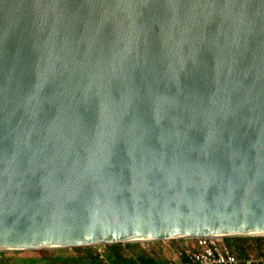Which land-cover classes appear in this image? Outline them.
<instances>
[{"label":"water","instance_id":"1","mask_svg":"<svg viewBox=\"0 0 264 264\" xmlns=\"http://www.w3.org/2000/svg\"><path fill=\"white\" fill-rule=\"evenodd\" d=\"M264 232V0H0V252Z\"/></svg>","mask_w":264,"mask_h":264},{"label":"trees","instance_id":"2","mask_svg":"<svg viewBox=\"0 0 264 264\" xmlns=\"http://www.w3.org/2000/svg\"><path fill=\"white\" fill-rule=\"evenodd\" d=\"M256 240V239H254ZM253 239L243 237L231 238L228 242L230 248L239 258L245 259L252 249H257L258 255L264 254V241L256 240L255 245L250 243ZM104 251L99 253L95 248H87L86 252L77 256L53 255L40 259L27 260V264H171L169 261L160 259L158 255L138 244H111L105 245ZM181 248H178V252ZM80 248H75L79 250Z\"/></svg>","mask_w":264,"mask_h":264},{"label":"built area","instance_id":"3","mask_svg":"<svg viewBox=\"0 0 264 264\" xmlns=\"http://www.w3.org/2000/svg\"><path fill=\"white\" fill-rule=\"evenodd\" d=\"M228 239L222 236L179 239L183 243L177 253V264H264V254L249 253L245 259L239 258L230 248Z\"/></svg>","mask_w":264,"mask_h":264},{"label":"rangeland","instance_id":"4","mask_svg":"<svg viewBox=\"0 0 264 264\" xmlns=\"http://www.w3.org/2000/svg\"><path fill=\"white\" fill-rule=\"evenodd\" d=\"M244 239H256L260 241H264V236L250 237L244 236ZM231 241V238L227 240ZM183 240H161L154 241L150 243H138L132 242L130 244H138L143 249H151L156 255L160 257V259L169 261L171 264H177V253L178 248L182 245ZM126 244V243H123ZM105 245L100 246H87V247H79V250H75V248H65V249H52V250H25V251H6L0 252V264H27V260L31 259H40L45 256H53V255H62V256H77L82 255L86 252L87 248H95L99 253L104 251ZM145 247V248H144ZM259 251V250H258ZM257 249H252L250 253L257 254Z\"/></svg>","mask_w":264,"mask_h":264},{"label":"bare ground","instance_id":"5","mask_svg":"<svg viewBox=\"0 0 264 264\" xmlns=\"http://www.w3.org/2000/svg\"><path fill=\"white\" fill-rule=\"evenodd\" d=\"M243 236H264V232H252V233H246V234H241ZM138 243H143V242H154L155 240L154 239H137V240H134ZM53 248L55 247H42V248H38V250H52ZM5 251H16V250H13V249H6Z\"/></svg>","mask_w":264,"mask_h":264},{"label":"crops","instance_id":"6","mask_svg":"<svg viewBox=\"0 0 264 264\" xmlns=\"http://www.w3.org/2000/svg\"><path fill=\"white\" fill-rule=\"evenodd\" d=\"M260 242H262V241H260ZM250 243H252V245H255L257 242H256V240H253V241H251ZM259 243V242H258ZM257 243V244H258ZM256 246V245H255Z\"/></svg>","mask_w":264,"mask_h":264}]
</instances>
